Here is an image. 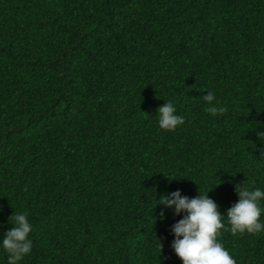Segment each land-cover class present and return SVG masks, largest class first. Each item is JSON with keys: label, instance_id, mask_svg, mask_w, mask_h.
I'll list each match as a JSON object with an SVG mask.
<instances>
[{"label": "trees", "instance_id": "obj_1", "mask_svg": "<svg viewBox=\"0 0 264 264\" xmlns=\"http://www.w3.org/2000/svg\"><path fill=\"white\" fill-rule=\"evenodd\" d=\"M262 131L264 0H0V243L27 213L20 264H183L160 197L212 188L226 215L238 183L264 188ZM219 239L264 264V233Z\"/></svg>", "mask_w": 264, "mask_h": 264}, {"label": "clouds", "instance_id": "obj_2", "mask_svg": "<svg viewBox=\"0 0 264 264\" xmlns=\"http://www.w3.org/2000/svg\"><path fill=\"white\" fill-rule=\"evenodd\" d=\"M203 100L208 105L205 111L212 116L227 111L226 107L220 105L213 91L207 89ZM156 113L158 126L164 131H174L185 121V117L178 114L177 106L172 100L166 99V103ZM259 136L264 140V131ZM211 189L206 194H202L199 189L200 194L194 198L182 195L180 190L160 197L162 199L159 204H164L167 208L174 207L177 216L184 213L183 218L171 228L175 235L172 248L183 264H237L219 239L222 232L230 231L232 235L264 233V206L261 205V201H264V188L238 183L236 191L239 200L227 210L226 215L208 195ZM161 215L163 217V213ZM10 221L14 227L5 234L0 248L8 254L7 264H20L32 252L33 240L30 234L34 229L27 213L14 212Z\"/></svg>", "mask_w": 264, "mask_h": 264}]
</instances>
